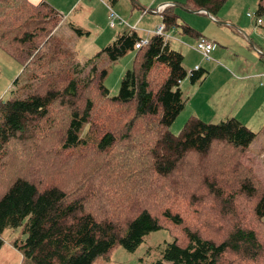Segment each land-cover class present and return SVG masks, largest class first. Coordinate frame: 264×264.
I'll use <instances>...</instances> for the list:
<instances>
[{
	"label": "trees",
	"instance_id": "1",
	"mask_svg": "<svg viewBox=\"0 0 264 264\" xmlns=\"http://www.w3.org/2000/svg\"><path fill=\"white\" fill-rule=\"evenodd\" d=\"M226 2L182 6L214 18ZM176 7L160 14L164 30L197 35L178 26ZM61 20L42 0H0V49L31 80L25 97L0 100V249L5 231L23 227L26 238L12 245L29 264H91L117 247L133 252L150 233L167 229L173 240L156 264H264V182L238 158L256 133L233 118L206 124L190 116L172 134L186 105L179 82L203 80V70L189 76L183 56L161 36L135 49L141 38L128 31L102 49L112 62L135 52L110 97L106 70L93 65L81 77L94 60L80 66L54 36ZM85 126L94 137H79ZM213 149L226 156L212 161L213 177L201 187L186 169ZM25 165L34 168L22 176ZM216 171L226 177L227 193ZM201 201L210 218L194 227L180 209Z\"/></svg>",
	"mask_w": 264,
	"mask_h": 264
},
{
	"label": "rangeland",
	"instance_id": "2",
	"mask_svg": "<svg viewBox=\"0 0 264 264\" xmlns=\"http://www.w3.org/2000/svg\"><path fill=\"white\" fill-rule=\"evenodd\" d=\"M38 1L31 0L33 3ZM55 1L56 3L60 1L59 5L61 8L59 13L64 18L63 27L70 26V23L74 22L83 33L79 36L78 33L74 32L76 37H80V39H77L78 42H71L74 37L64 36L62 41L66 46H70L72 51H75V56L77 55L76 61L80 66H83L86 59L94 60L93 63L84 69L81 77H85L93 65L97 69H105L107 74L103 83L109 90L110 97L117 95L119 92L121 79L126 70L131 68L135 52L129 51L114 62L110 61L108 57H105L107 60L100 59L101 54L95 57L96 55L93 51L106 47L107 43L111 41V35L116 33L117 28L120 30L119 26L109 28L107 5L111 6L114 12L128 25H122L123 29L136 31V34L140 36L139 38L144 40L149 39L156 27L163 23L162 19L154 16L150 11L144 13L147 14L144 16L143 10L156 9L163 3L171 5L174 3V5H177L174 9V14L177 17L178 26L188 27L197 35L190 36L185 34L181 27L174 26L164 31L165 40L172 50L179 52L183 58L186 57L183 59V67L187 72L195 69L196 65L205 71L206 77H209L196 83H192L188 78L182 81L180 89L186 102H188L168 130L172 134L177 135L187 119L190 116H194L192 115L193 112L190 111V109H193L189 104V100L192 96H196L198 99L203 96L205 90H209L210 94H213L209 101L210 107L199 119L206 124H217L227 118H233L255 132V139H258L253 140L249 150L240 153L238 158L244 165L254 170L255 168H257L256 170H261L258 173L261 177H264V171L262 170V166L264 167V142L261 141L264 140V86L261 84L264 82V13H257L258 0H227L223 8L217 14H214V21H211L210 17L205 14L185 9L182 6L184 0H151L144 5L141 4L143 7H137L134 0H116V2L112 0ZM247 14H250L251 17H248ZM258 18L261 20L260 24L256 23ZM199 37H204L206 40L216 44L217 50L211 53L208 60L204 59L196 50V43ZM220 52L225 55L219 56ZM209 64L231 72L235 68L237 70L240 68L243 74L255 73L256 75H261L263 73V76L257 79V85L261 87V90L259 89L260 91L257 92L251 80L249 82L244 81L245 83L241 84L239 83L240 81L236 80V82L232 75H224V77L219 72L214 73L212 71L209 73L210 70L207 67ZM22 68L19 62L0 49L1 101L26 96L31 80L28 73L23 71ZM235 73V75L238 74V72ZM16 78L17 83L14 82ZM191 87V92L186 90ZM241 89L243 91L237 96L236 101L228 100V103L226 102L222 106L228 107L225 110L227 115L222 114L220 117H214L213 115L217 111L216 107L220 105V98L223 102L226 92L239 91ZM79 137L92 138L94 137V131L89 126H85L81 129ZM219 156L221 158L226 156L224 150L217 151L213 149L209 157L196 159L197 164H191L192 166L188 167L186 171L189 172L193 180L199 182H196L199 186L203 185V181L209 183L213 177V169H215L214 166L217 162L215 160L212 163V161ZM188 160L189 157H185L187 164H189ZM33 168L34 166L25 165L20 170L21 175L24 176L29 171H32ZM13 171L17 175L20 173L17 170ZM216 174L218 175V185H221L224 188V193H227V184L222 181L226 180V177L217 171ZM258 178L260 179L259 176ZM180 211L184 214L187 223L194 227H202V224L207 223L210 218L207 203L203 201L196 207L181 208ZM210 231L214 233L212 229ZM25 238L26 234H24L23 227L15 231L7 230L3 233L1 236L3 246L0 249V264H29L12 245L15 240H24ZM172 240L170 232L167 229H161L146 236L143 243L135 251L129 252L117 247L107 255L96 257L91 264H156L160 259V248L166 243L172 242ZM163 264L168 263L163 262Z\"/></svg>",
	"mask_w": 264,
	"mask_h": 264
},
{
	"label": "crops",
	"instance_id": "3",
	"mask_svg": "<svg viewBox=\"0 0 264 264\" xmlns=\"http://www.w3.org/2000/svg\"><path fill=\"white\" fill-rule=\"evenodd\" d=\"M39 1H41V0H39ZM38 1V2H39ZM45 1V0H44ZM135 1V3H136V5H137V7H141L142 5L141 4H146L147 2H150L151 0H134ZM45 2H47L50 6H52L58 13H59V10H60V1H57L58 3H56V1L55 0H47V1H45ZM162 4V3H161ZM165 3H163V5H164ZM172 4H174V3H172ZM115 6H117V5H115ZM159 6V5H158ZM108 7L109 6H107V9H108ZM143 7V6H142ZM146 8V7H145ZM143 10V9H142ZM141 10V11H142ZM109 11V10H108ZM143 11H145V10H143ZM141 13V12H140ZM199 14H205V12H198ZM59 14H61V13H59ZM154 14V16H158L160 19H161V17H160V15L159 14H157V13H153ZM144 16H146L147 14H143ZM207 17H210L208 14H205ZM247 15H250V14H247ZM108 16V15H107ZM139 16H140V14H139ZM248 17H251V15L250 16H248ZM210 20L211 21H214L215 20V18H212V17H210ZM71 25L70 26H67V27H63V25H64V18H62V20H61V22H60V24H59V26L57 27V29L54 31V35L55 36H57V37H59L61 40H62V38H63V36L64 37H71V38H73V41L71 40V42H78V40L77 39H80V35L79 36H75V33H74V30L72 29V28H78L79 29V27L74 23V22H72V23H70ZM118 27V26H117ZM119 27H120V30H119V28H117V31H116V33L115 34H113V35H111V37H110V40L111 41H109L108 43H107V45H109V44H111L119 35H121L122 33H126V32H128L127 30H125V29H123V26L121 25H119ZM110 28V27H109ZM246 30H247V28H245ZM136 32V31H135ZM246 32V31H245ZM138 37H140V36H138ZM199 38H201V37H199ZM198 38V39H199ZM204 38V37H203ZM197 39V40H198ZM64 43V42H63ZM65 45V44H64ZM66 46V45H65ZM69 50H71L72 51V49H71V47L70 46H66ZM216 50H217V48L214 50L215 52H216ZM213 51V52H214ZM74 53H75V51H73ZM93 52H95L94 54L95 55H97V54H101L102 56H100L99 58L100 59H102V60H107V58H105V57H107V55L105 54V53H102V49H100V50H98V51H93ZM212 52V53H213ZM221 54H219V56H224L225 54L223 53V52H220ZM76 54V53H75ZM106 55V56H105ZM186 56V55H185ZM186 57H184L183 59H185ZM76 59H77V55H76ZM109 59V58H108ZM89 59H86L85 60V62L86 61H88ZM84 62V63H85ZM98 67V66H97ZM195 67H196V65H195ZM208 67V69L210 70L209 71V73L210 72H219V73H221L223 76L224 75H226V76H233V78L235 79V81L237 80V81H240L239 83H241V84H244L245 82H249L250 80L253 82L252 84L254 85V88H255V90L258 92V91H260L261 89V87H259L258 85H257V79L258 78H260V77H262L263 76V73L261 74V75H256L255 73H252V74H249V73H247V74H243L242 72H241V70H240V68L237 70V68H235L234 70H233V72L235 73V72H238V74L237 75H235L233 72H231V71H229V70H227V69H224V68H221V67H219V66H210V64L207 66ZM201 70H203L201 67H199ZM192 71H194V69L193 70H190L189 72H192ZM203 72H205L204 70H203ZM241 75V76H240ZM209 76H207L206 77V74H205V79H207ZM225 77V76H224ZM206 81V80H205ZM236 81V82H237ZM245 81V82H244ZM205 83V82H204ZM202 86V85H201ZM260 89V90H259ZM186 90H190V92H191V90H192V87L190 88V89H186ZM243 90L241 89V90H239V91H235V90H232V91H229V92H226V94H225V96H224V100H223V102H222V100H221V98L220 97H218V98H220V105L218 106V107H216L217 108V111H216V113L213 115L214 117H220L222 114H224L225 116L227 115L226 113V109L228 108L227 106H224V107H222L223 105H225V103L228 101V100H237V96H239V94L242 92ZM194 92V91H193ZM212 96H213V94H210V91L209 90H205V92L203 93V96H201L200 98H198L197 99V97L196 96H192V98L189 100V104H190V106L192 107V109L193 110H191L190 109V111L191 112H193V114L192 115H194L195 117H197V118H201V116L203 115V114H205V112L209 109V107H210V104H209V101H210V99L212 98ZM249 99V101H251V99L250 98H248ZM188 102V101H187ZM187 102H186V105H187ZM228 103V102H227ZM258 139V138H257ZM257 139H254V140H257ZM261 141H263L264 142V140H261ZM256 156V155H255ZM257 157V156H256ZM263 164V163H262ZM257 168H255V170L254 171H256V173H257V175L260 177V179H261V181H263L264 182V177H261V175L258 173V171H261V170H256ZM262 170L264 171V167L262 166Z\"/></svg>",
	"mask_w": 264,
	"mask_h": 264
},
{
	"label": "built area",
	"instance_id": "4",
	"mask_svg": "<svg viewBox=\"0 0 264 264\" xmlns=\"http://www.w3.org/2000/svg\"><path fill=\"white\" fill-rule=\"evenodd\" d=\"M173 6L171 4H164L159 6L156 9H150V10H145L143 11V14L146 12H152V13H157L161 14L167 7ZM108 23L110 28H115L116 26H121V25H126L128 26L111 8L108 7ZM250 16V15H248ZM257 24L261 23L260 19L256 20ZM132 29V28H131ZM132 31V30H129ZM164 25H160L156 27V29L153 31L152 35L156 36H161L165 39V32H164ZM149 39H141L140 41L136 42L134 47L135 49H140L141 47L145 46L148 44ZM216 49V44L214 42H211L209 40H206L205 38H199L198 42L196 43V50L197 52L204 58V59H209L211 53ZM199 67L196 66L194 70H198ZM189 76L191 75V72L188 74ZM182 82H179V85H181ZM264 86V82L262 84Z\"/></svg>",
	"mask_w": 264,
	"mask_h": 264
},
{
	"label": "water",
	"instance_id": "5",
	"mask_svg": "<svg viewBox=\"0 0 264 264\" xmlns=\"http://www.w3.org/2000/svg\"><path fill=\"white\" fill-rule=\"evenodd\" d=\"M201 12H205V11L201 10ZM205 14H207V13L205 12Z\"/></svg>",
	"mask_w": 264,
	"mask_h": 264
}]
</instances>
